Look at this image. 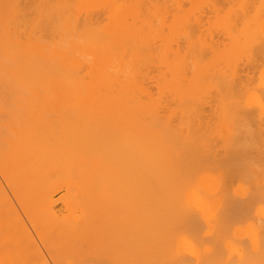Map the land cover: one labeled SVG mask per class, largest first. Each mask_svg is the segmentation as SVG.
Returning <instances> with one entry per match:
<instances>
[{"label":"bare ground","instance_id":"1","mask_svg":"<svg viewBox=\"0 0 264 264\" xmlns=\"http://www.w3.org/2000/svg\"><path fill=\"white\" fill-rule=\"evenodd\" d=\"M7 106L34 128L0 125V264H87L95 243L124 244L120 264H264V0H0ZM125 129L121 171L105 147Z\"/></svg>","mask_w":264,"mask_h":264},{"label":"rangeland","instance_id":"2","mask_svg":"<svg viewBox=\"0 0 264 264\" xmlns=\"http://www.w3.org/2000/svg\"><path fill=\"white\" fill-rule=\"evenodd\" d=\"M196 2H199V0H196ZM189 5H185L186 8L187 7L189 8ZM210 16L213 20V15H210ZM252 73H254V72H252ZM252 73H251V77L254 78V75L256 76L257 72L254 74H252ZM257 76H259V73L257 74ZM257 76L254 79H257L258 78ZM31 110H32L31 108H27L25 106L24 107L7 106L6 108H1L0 109V125H2L4 123L9 124V125H11L12 130L13 129L18 130L20 128H22L24 130L33 129L34 127H33V124L31 123L30 119L24 117V115L27 114V112H29ZM10 111H13V113H11ZM4 112H6V113H4ZM2 113H4V114H2ZM118 120H119V117L114 118V116L109 117L107 119V121H110L111 123H114L116 121L118 122ZM119 124H121V122H119ZM0 128L4 129V127H1V126H0ZM124 133L125 134H123V132H122V135H120V132H118L117 134H115L116 137H111L109 135V138H107L108 139L107 140V146L105 147V154L107 153V156L110 158V160H111V157H113V159L118 162L119 166L122 165V167L120 168L121 171L125 168L128 169V165H127V161H128L127 143H128V141H127V130L126 129H125ZM2 142H3V140L0 139V150L1 151L3 150V149H1L2 148V145H1ZM83 143H84V140H83ZM85 143L83 145H85ZM3 148H5V147H3ZM108 154H110V155H108ZM98 157L100 158V160ZM104 158H106V161L109 160L106 156ZM96 160H98V161H96ZM102 160L105 161V159H103V156L101 158L100 154H97L96 156H94L92 158L91 165L95 166L97 164H101ZM74 161H72L71 163H73ZM58 179L61 181H58ZM63 180L65 182H63ZM61 182H63L62 184H64V185H62ZM66 185H67V183H66V180L64 178H62V179L56 178L52 181H48V182L44 183L41 186V190H44L45 188L51 190L52 195H53V199L55 201V210L58 212V214L60 216L62 215L65 218H66V216L67 217L71 216V217L66 218L67 224L65 227V232L67 235L65 238V243H68V242L70 243V242H72L73 238L78 236L77 230L75 228V225H76V222L78 221V219H75V217H73L74 215L71 212H69L70 211L69 207H68L69 201H68V198H66V194H67L66 192L68 191V188ZM120 186H121V188H120ZM127 188H128V180H126V181L124 180L122 182H116V183L110 185L109 193H111V196L114 197V201L117 203V205L119 207L117 210H123L126 207V202L123 199L124 198L123 195L126 193ZM122 193H123V195H122ZM105 208H107L106 211H108V209L111 208V202L110 201L107 202ZM109 212H110V210H109ZM70 213H71V215H70ZM22 215H23V217L27 223L31 222L27 212H26V214H22ZM75 216L77 217V215H75ZM5 219H6V216L4 215V207L2 204V200L0 198V222H2V224H3V221ZM2 224H1V226H2ZM114 224H116V226H117V229H118V230H116L117 232H119V229L122 230V224H121V222H119V220L115 221ZM117 244H118V246L116 244H114L112 247H110L111 249L109 248L111 251V252L109 251L110 252L109 255L112 254L113 258L112 257L110 259H107V257L106 258H100V256H99L100 247L99 246L102 247V243H99V244L95 243L92 247H90L88 249V251H87L88 255L83 259H85V262L87 264H94L97 262L101 263V264H120V261H122L121 258H123L122 253H124L123 250L126 248V246L124 244H121V243H120L121 245H119V243H117ZM2 245H3V241L0 239V246H2ZM5 246L6 247L9 246V244H7ZM5 246H2V247H5ZM52 249L55 251V248L52 247ZM102 249L106 250L107 245H104ZM61 250L62 249L57 250L56 253L53 252L52 255H50L48 257L49 263H51V264H73V263L77 262L78 258L67 257L63 253V250L62 251ZM114 253H115V255H114ZM10 262H11L10 264H21V262H19V260L16 258V256L14 258L12 257V261H10ZM35 263L36 264H45L44 262H42L40 260H36V261L32 260L29 264H35Z\"/></svg>","mask_w":264,"mask_h":264}]
</instances>
